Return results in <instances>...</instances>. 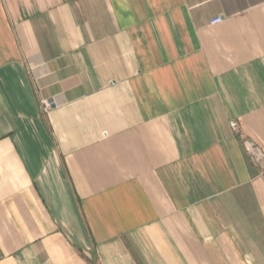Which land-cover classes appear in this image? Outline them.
Masks as SVG:
<instances>
[{"label": "crops", "instance_id": "1", "mask_svg": "<svg viewBox=\"0 0 264 264\" xmlns=\"http://www.w3.org/2000/svg\"><path fill=\"white\" fill-rule=\"evenodd\" d=\"M246 141L264 0H0V264H264Z\"/></svg>", "mask_w": 264, "mask_h": 264}, {"label": "built area", "instance_id": "2", "mask_svg": "<svg viewBox=\"0 0 264 264\" xmlns=\"http://www.w3.org/2000/svg\"><path fill=\"white\" fill-rule=\"evenodd\" d=\"M221 20V17H214L211 19V23H217ZM231 126L233 129H237V123L235 121L231 122ZM246 149L248 153L250 154L252 160L254 163H256L261 171V174L264 176V153L260 150L259 147H257L255 144L246 141L245 142Z\"/></svg>", "mask_w": 264, "mask_h": 264}]
</instances>
